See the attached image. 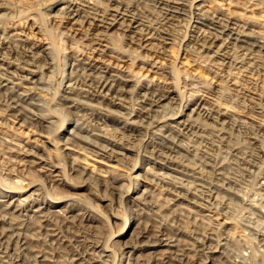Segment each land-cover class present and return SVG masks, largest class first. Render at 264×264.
I'll use <instances>...</instances> for the list:
<instances>
[{"label":"bare ground","instance_id":"6f19581e","mask_svg":"<svg viewBox=\"0 0 264 264\" xmlns=\"http://www.w3.org/2000/svg\"><path fill=\"white\" fill-rule=\"evenodd\" d=\"M106 1H69L62 8V20L89 25L95 41L90 62L75 58L67 64L64 100L85 114L67 112L78 119L67 120L73 127L62 133L54 127L60 123L61 129L66 121L61 124L57 110L43 100L48 84L43 69L52 73L55 60L51 47L34 52L37 47L23 33L0 36V165H16L19 174L37 173L48 183L23 198L12 185L16 181L0 180V264L111 263L113 253L100 240L104 224L97 215L71 196L53 194L80 177L84 187L111 207L118 205L123 215L134 210L143 217L129 240L114 243L124 245L123 264H264V132H258L264 120L243 122L231 106L244 105L246 85L258 83L264 73V25L247 20L262 17L264 0H139L144 11ZM152 7L162 21L146 14ZM188 19L190 58L228 85L222 92L217 81L206 87L192 80L185 97L190 99L177 108V90H167L161 79L135 82L122 71L125 61L112 45L120 33L149 55L142 60L150 66L146 70L163 77L167 52L161 49L174 45L173 33ZM163 73L173 79V72ZM191 76L195 73L185 80ZM110 106L124 111L112 113ZM92 116L104 122L116 116L124 129L144 130L147 145L136 152L111 137L106 125L90 131ZM55 157L69 166L68 174ZM140 157L147 159L149 177L128 175L140 184L127 200L132 183L115 185L125 179L118 172ZM4 170L7 176L14 171ZM113 216L127 229L130 219Z\"/></svg>","mask_w":264,"mask_h":264},{"label":"rangeland","instance_id":"374dc122","mask_svg":"<svg viewBox=\"0 0 264 264\" xmlns=\"http://www.w3.org/2000/svg\"><path fill=\"white\" fill-rule=\"evenodd\" d=\"M69 1L76 0H4L2 2L3 9L0 10V36L6 37L7 35L10 36L16 33H23L28 37V43H30L31 47H37L36 49L34 48V52H40L43 47H51V50L53 51L55 60L53 63V69L51 71L52 73H48V71H45L43 69L45 76H48V78L45 77L48 84L43 100H45L44 102L47 103L50 110L54 108L57 110V113L55 114L58 116V118L62 119L61 124H64L63 121H66V124L64 126L61 125V129H58L60 123H58L57 127H54V132H60V130H62L60 133H62L64 129L68 130L73 127V125L70 124L72 123V121L67 123V120L71 118H74L73 120L78 119L76 115H71V117L68 116L67 112L71 111L73 112V114H77L79 116L85 114V111L82 109L74 111L73 109L68 108L70 107V104L69 102H66L64 100L63 92L65 86L69 83L71 71V68L68 67L67 64H70L72 61H74L73 59L75 58H84L85 62H90V59L94 57L92 50L95 49V41L92 40L93 31H91L89 25H85V28H80V26L74 24L75 20H71V22L67 20H65V22L64 20H62L66 13L64 10H62V8L66 5H69ZM96 1L107 3L106 0ZM116 1H119L126 5H132L138 11H144L146 8V6L143 3H140L139 0ZM216 1L220 4L224 3L220 2V0ZM81 12L83 13V11ZM146 14H148L153 21H162L163 16L156 8L152 7L150 9V12H146ZM261 16L262 17H258L260 18V21L256 19L257 17L247 20L252 23L260 22L264 25V14ZM191 23L192 21H190L189 19L186 22H183L181 27H179L174 32L175 34L173 33V37L175 38L174 45L168 47L165 45L163 46V49H161V51L164 50L165 52H167L166 61L160 60L162 61V64L166 66V69L163 72H173V79L170 75L163 72H161V75L163 76L161 77L160 75H154L153 73L147 71L146 69L150 70V66H143L142 60H144L143 57H148L149 55L145 53H139L135 46L130 44L127 40L123 39V37L118 36L120 33L113 37V40L115 41L113 42V44L115 45H112V48L118 50L121 53L119 54L118 52H115V55H118V57H121L122 61H125L123 64H118L120 67L124 66L122 71L126 70L127 73H131V76L134 77L135 82L140 84H157L158 81L156 79H161V82H163L164 80L169 84L165 86L167 90H177L176 92H178L181 96V99H179V101L177 100V105H175V107L177 106V108L178 105H180L181 100L186 103L190 99L188 98L187 100L185 97H189V90L187 89V85H189V83L191 84L192 80L199 81V83H203V85L206 87L207 85L208 87L211 86L212 82L215 83L217 81V83H220V79L213 78V73H211L210 71H206V69L200 67L196 62L194 63L192 61V58H190L192 55L189 53V51L191 48H193V43L188 41ZM153 44L161 46V44L155 41L153 42ZM120 49L125 50L126 52ZM42 65L45 64L42 62ZM140 66L144 68L141 69ZM176 69H178V73H175ZM191 72L193 74L195 73V76H191V78L187 79L190 81H186L185 77ZM141 76L146 79L143 80ZM150 78L154 79L155 82L153 83ZM224 82L225 81H223V83H220V86L219 88L217 87V90L220 89V91L223 90L222 92L225 91L228 84H225ZM184 86L185 88H183ZM246 86L248 88L247 94L249 95L246 94L247 98H245L244 105L236 106L235 104H231V106L237 109L235 114H237L236 117L238 119H241L243 120V122H246L248 124L250 123L252 125H255V119L264 120V73L261 75V80L258 83L247 84ZM258 96H261L262 98L260 97V99ZM88 103L97 105L96 101H88ZM107 108L112 113H119L120 111H124L120 106H110ZM92 117L91 119L87 120L88 128L90 131L95 130L99 127L104 128L106 125L110 129L109 131L108 128H105L106 132L109 131L107 133L111 135V137H114V139L117 141L123 140L122 142L125 146H131L136 152H139L140 150L145 148V145H147L145 144V140H143L145 138L144 130H135L130 128L124 129L123 124H119L116 116L107 119L105 121L106 123L104 121L98 120V118H95L94 116ZM94 118L96 120H92ZM96 122H98L99 124H103L104 126H98L96 125ZM157 124L158 123L155 122L153 126H157ZM258 132L263 133L264 129L261 128ZM157 144L156 146H161L160 144ZM120 151L126 154L130 153L129 151L122 149ZM132 158L134 159V156H130L131 160ZM18 160L20 159L18 158ZM55 160L62 165L65 173L68 174L70 168L65 163V161L61 158L56 157ZM146 160L147 159L145 157H140L134 166L132 165L134 163L127 162V165L124 168H121L122 171L118 172L119 175H124L125 179L124 181L118 182L115 185H119L120 183H128L129 181L132 183V185H129V187L126 189L127 194H129V198H127V200L135 195V186L137 184H140L137 178L131 179L130 177H128V175L130 174L134 177L135 175L139 174L142 179L149 177V174L144 170V168L148 167ZM5 167L9 170L14 171H12L7 176V174H5L6 171L4 170ZM131 170H134V172ZM20 171L21 169L16 165H11L9 163H3V166L0 165V180L5 178L10 182L11 180L16 181V183L12 185L16 188V190L21 192V194L24 196L23 198L27 196H33L35 190L41 188V185H43L42 187H46V185H48V183L45 185V182H43L44 178L42 179L39 174H35L37 177H26V173L22 175V173L19 174ZM72 184L73 186L71 185V187L69 186L68 188H60V190L63 192L59 190L57 193H54L53 191V194L57 196H71L75 199V201L85 205L88 208L87 211L91 212L90 214H96L97 216H95L104 224L101 229L102 237L100 240L103 241V243H107L110 247L111 252L113 253L110 264H123L124 259H122V252L126 251L123 250L124 245L122 247H119L118 245H114V243L117 241L124 243L129 240L134 227H136V223L142 221L143 217L137 216L138 213L134 210L127 215H123L124 213L122 212L121 208H118V205L115 204L111 207L110 205L106 204L105 201L100 199V197L92 194L89 186L88 188L84 187L83 185L86 184V182H83L81 177L80 179L73 181ZM78 186H82L85 189H82V187ZM130 205L131 204L129 203V206ZM112 214L121 216L123 218V221L130 219V224H128L127 229L124 230L122 220L120 221L114 218ZM84 225H86V222L84 223ZM137 230L138 229H136V231Z\"/></svg>","mask_w":264,"mask_h":264}]
</instances>
